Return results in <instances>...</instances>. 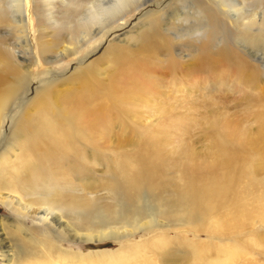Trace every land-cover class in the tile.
I'll list each match as a JSON object with an SVG mask.
<instances>
[{"label": "bare ground", "instance_id": "1", "mask_svg": "<svg viewBox=\"0 0 264 264\" xmlns=\"http://www.w3.org/2000/svg\"><path fill=\"white\" fill-rule=\"evenodd\" d=\"M148 1L36 0L39 22L45 26L42 33H49L52 37V41L40 43V50L59 56L61 53L58 52H76L79 42L99 33L116 18L124 20L126 12ZM19 4L20 0H0V27L10 26L13 19L22 23ZM227 17L231 21L226 24ZM125 27L127 21L116 22L111 28H105L103 34L121 31ZM128 32L122 33L121 38L117 37L116 43H110L97 60L85 66L79 78L97 74L98 64H108L118 71L113 88L127 87L124 92L145 101L153 92L149 89L152 79L159 78L156 72L164 70V65L172 71L181 67L182 61L174 56L160 59L164 50L166 54H171L174 41L182 42L183 46L188 41H204L195 52L190 66L197 62L213 70L219 61H224L229 69L235 68L233 86L242 83L246 87L252 86L264 75V71L258 69L246 71L251 66L232 46L236 41H244L248 51L256 54L264 52V0H169L148 13L137 29ZM130 47L134 49L133 54ZM11 50L10 44L0 39V122L4 113L21 101L30 82L28 75L19 69V65L28 67L29 57L20 54L16 60ZM77 79L73 73L58 83L52 80L42 82L31 97L30 105L22 108L5 128L3 143H7L8 148L0 151V206L9 215H16L7 216L9 221L0 218V248L4 264H76L78 260L90 258V254L60 248L53 239L41 234L38 225L27 226L31 231L26 232L23 215L27 213H36L41 208L49 213L56 211L59 215L49 219L50 225L55 230H68L70 236L76 230L92 232L123 225L133 226L139 219L154 214L155 205L160 206L161 195L156 191L158 171L153 165L147 170L142 169L134 160L130 162L124 159L121 163L124 180L120 187L124 196L119 194L116 197L112 190L101 197L89 195L93 192L95 176L89 167L93 155L84 139L90 137L89 131L95 129L96 133L102 135L103 128L107 126L102 116L97 119L93 117L96 115V105L100 104L87 98L89 94L86 90L78 95L76 102L67 105L69 115L55 107L53 102L60 84L67 86ZM78 83H81L80 80ZM193 87L200 89V86ZM121 98L119 93H112L113 100ZM30 110L39 112L40 118L32 119ZM261 115L260 123L264 126V112ZM100 119L105 122H99ZM258 137L264 138V132ZM11 149L19 152L12 153ZM253 173V169L245 166L237 173L229 172L209 181L188 182L179 197L177 207L180 212L175 215L189 223L201 220L226 195L220 201L230 200L236 204L226 214L227 222L235 219L237 214H255L264 218L263 190L258 194L251 192L255 185ZM260 187L263 188L264 184ZM145 192L150 194L153 202L151 208L142 199ZM247 195L250 200L246 199ZM253 203L258 208L253 209ZM164 245L166 241H161L158 246ZM139 252V248L132 247L111 257V260H101L99 263L150 264ZM191 258L193 264L204 262L203 252L198 248H192ZM233 258L228 255L226 261H213L212 264H225Z\"/></svg>", "mask_w": 264, "mask_h": 264}, {"label": "rangeland", "instance_id": "2", "mask_svg": "<svg viewBox=\"0 0 264 264\" xmlns=\"http://www.w3.org/2000/svg\"><path fill=\"white\" fill-rule=\"evenodd\" d=\"M167 1L150 0L143 3L123 15L127 27L121 31L103 34L105 28L124 21L116 18L99 33L95 32L86 41L79 42L76 52H58L60 56L57 53L45 54L40 50V43L52 41V37L49 33H42L45 26L39 22L36 0H20L22 23L13 19L10 26L0 27V39L10 44L15 59L18 60L20 54L29 57L28 67L18 65L30 79L21 101L4 113L0 122V151L8 148L7 143H3L5 128L22 108L30 105L31 97L41 83L47 80L58 83L75 73L78 79L73 83L67 86L60 84L53 99L55 107L69 115L67 105L76 102L78 95L86 90L89 94L87 98L100 104L96 105V115L93 117L97 119L102 116L106 122L102 119L99 122L107 124L102 135L96 133L95 129L89 131L90 137L84 139L93 155L89 167L95 176L93 192L89 195L101 197L112 190L116 197L119 194L124 196L120 187L124 180L121 164L124 159L137 161L146 170L153 165L159 173L156 191L161 195L160 206H154L152 217L141 218L133 226L123 225L92 232L76 230V235L69 236L68 230H55L49 223L50 218L59 214L56 211L45 212L41 208L36 213L23 215L26 232L30 230L28 227L38 225L41 234L53 239L60 248L90 254L89 259L78 260L76 264H101V260H109L132 247L139 248V253L150 264H193L192 248L202 250L204 262L201 264L226 261L228 255L234 258L225 264H264V218L255 214H237L235 219L227 222L226 214L236 204L230 200L220 201L226 195L201 220L189 223L175 215L180 212L177 207L179 197L188 182L209 181L229 172L237 173L245 166L254 171L252 180L255 185L251 192L258 194L263 190L264 193V187L259 188L264 184V138L258 137L264 132V126L260 123L263 116L260 114L264 112V75L252 86L246 87L243 83L233 86L235 68L229 69L224 61H219L213 70L197 62L190 66L195 52L204 41H188L184 42V46L182 42L174 41L171 54H166L164 50L160 59L174 56L182 61L181 67L172 71L164 65V70L156 72L159 78L152 79L149 89L153 92L145 101L124 92L127 87H118L117 84L118 89H114L118 71L108 64H98L97 74L79 78L83 74L82 69L97 60L110 43H116L122 33L137 29L148 13ZM230 21V17L225 20L226 24ZM232 46L251 66L246 71H264L263 51L257 54L248 51L244 41H236ZM131 50L133 54L134 49ZM79 80L81 83H78ZM193 86H200V89ZM112 93H119L122 98L113 100ZM30 114L32 119L41 116L32 110ZM230 133L231 136L228 135ZM16 151L19 152L17 149L10 150L12 153ZM143 195L144 204L151 208L153 202L149 192ZM246 199L250 200V197L247 195ZM252 205L253 209L258 208L257 204ZM15 215H9L0 206V218L9 221L7 216ZM161 241H166L164 248L158 246ZM4 262L0 248V264Z\"/></svg>", "mask_w": 264, "mask_h": 264}]
</instances>
